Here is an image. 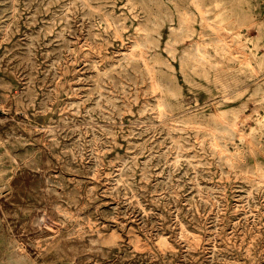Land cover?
<instances>
[{
	"label": "rangeland",
	"instance_id": "374dc122",
	"mask_svg": "<svg viewBox=\"0 0 264 264\" xmlns=\"http://www.w3.org/2000/svg\"><path fill=\"white\" fill-rule=\"evenodd\" d=\"M0 188V264H264V0H0Z\"/></svg>",
	"mask_w": 264,
	"mask_h": 264
},
{
	"label": "built area",
	"instance_id": "2783aa9c",
	"mask_svg": "<svg viewBox=\"0 0 264 264\" xmlns=\"http://www.w3.org/2000/svg\"><path fill=\"white\" fill-rule=\"evenodd\" d=\"M20 94H18L17 96H14L15 98L19 97ZM0 191H1V188H0Z\"/></svg>",
	"mask_w": 264,
	"mask_h": 264
}]
</instances>
